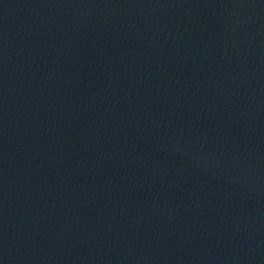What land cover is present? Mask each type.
Wrapping results in <instances>:
<instances>
[{
  "label": "water",
  "instance_id": "95a60500",
  "mask_svg": "<svg viewBox=\"0 0 264 264\" xmlns=\"http://www.w3.org/2000/svg\"><path fill=\"white\" fill-rule=\"evenodd\" d=\"M0 264H264V0H0Z\"/></svg>",
  "mask_w": 264,
  "mask_h": 264
}]
</instances>
